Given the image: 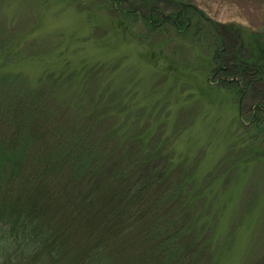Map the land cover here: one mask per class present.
Segmentation results:
<instances>
[{"label": "trees", "instance_id": "trees-1", "mask_svg": "<svg viewBox=\"0 0 264 264\" xmlns=\"http://www.w3.org/2000/svg\"><path fill=\"white\" fill-rule=\"evenodd\" d=\"M184 1L107 0L106 7L120 16L121 37L140 20L147 34L167 26L191 39L198 92L210 106L235 109V152L264 161L263 37L212 22ZM93 57L32 80L0 65V264H214L200 256L213 217L197 214L208 180L191 169V143L182 141L186 152L179 144L167 150L153 138L157 120L132 131L135 109L107 95L102 77L85 92L83 72L98 76L105 66ZM238 164L229 171L244 174L246 163ZM219 251L214 245L212 255Z\"/></svg>", "mask_w": 264, "mask_h": 264}, {"label": "rangeland", "instance_id": "rangeland-1", "mask_svg": "<svg viewBox=\"0 0 264 264\" xmlns=\"http://www.w3.org/2000/svg\"><path fill=\"white\" fill-rule=\"evenodd\" d=\"M106 1L0 0V53L8 50L0 65L32 80L44 71L73 69L96 56L105 66L99 65L98 76L93 71L83 72L89 77L85 92L90 95L102 77L100 85L107 89V95H119L122 103L135 109L130 120L139 125L131 124L136 129L132 131L157 120L153 138L167 150L179 144L186 152L182 141L191 143L186 152L196 160L191 169L194 175L208 180L202 183L208 189L200 198L197 214L200 219L213 217L205 229L201 259L214 264L263 260L264 161L243 160L249 151L235 152L237 126L230 121L235 109L210 106L198 92L202 77L189 75L197 72L192 68L195 55L191 39L181 41L167 26L147 34L140 20L129 24L121 37L116 31L120 16L107 9ZM184 2L212 22L260 34L264 40V0ZM165 10L171 12L169 7ZM223 35L229 45L233 40L230 32ZM201 54L205 55L203 50ZM21 59L25 61L19 62ZM144 113L151 115L149 121L144 120ZM240 118L243 125L247 124V107ZM239 162L246 163L244 174L229 171L237 169ZM214 245L220 250L215 256Z\"/></svg>", "mask_w": 264, "mask_h": 264}]
</instances>
